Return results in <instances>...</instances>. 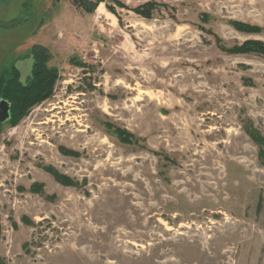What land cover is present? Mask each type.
<instances>
[{
  "label": "rangeland",
  "instance_id": "374dc122",
  "mask_svg": "<svg viewBox=\"0 0 264 264\" xmlns=\"http://www.w3.org/2000/svg\"><path fill=\"white\" fill-rule=\"evenodd\" d=\"M81 1L0 0V79L34 45L60 77L0 130V258L264 264V55L229 52L264 0Z\"/></svg>",
  "mask_w": 264,
  "mask_h": 264
},
{
  "label": "trees",
  "instance_id": "16d2710c",
  "mask_svg": "<svg viewBox=\"0 0 264 264\" xmlns=\"http://www.w3.org/2000/svg\"><path fill=\"white\" fill-rule=\"evenodd\" d=\"M55 1L58 2L60 0ZM114 2L117 3L119 7L126 8V6L119 1L114 0ZM100 4H102V2L94 3L88 0L78 2V5H80L87 13L95 12ZM155 7L156 4L147 3L144 6L136 8L134 11L146 16V18H150V14ZM107 9L111 13L116 14L112 7L107 6ZM232 24L239 32L252 34L260 31L259 28L251 27L242 23L234 22ZM249 51H257L264 55V44L261 42H248L240 47L229 50V52L236 53H246ZM31 58L33 59V67L31 75L26 83L21 82V74L15 67L5 70L1 76L0 102H8L11 105V111L9 121L4 125H0V130L5 125L16 127L34 107L54 96L55 87L60 77L59 71L56 68H50L48 65L50 60L49 51L41 45H34ZM118 135L126 144H131L133 142L132 136L126 132L119 131ZM54 177L59 181L62 179L56 173L54 174ZM261 208L260 202L258 211H261ZM0 264H5L1 258Z\"/></svg>",
  "mask_w": 264,
  "mask_h": 264
},
{
  "label": "water",
  "instance_id": "95a60500",
  "mask_svg": "<svg viewBox=\"0 0 264 264\" xmlns=\"http://www.w3.org/2000/svg\"><path fill=\"white\" fill-rule=\"evenodd\" d=\"M11 105L6 101L0 102V125L6 124L10 119Z\"/></svg>",
  "mask_w": 264,
  "mask_h": 264
},
{
  "label": "bare ground",
  "instance_id": "6f19581e",
  "mask_svg": "<svg viewBox=\"0 0 264 264\" xmlns=\"http://www.w3.org/2000/svg\"><path fill=\"white\" fill-rule=\"evenodd\" d=\"M115 210H116V209H115ZM213 214L215 215V213H213ZM217 214H221V213L219 212V213H217ZM162 225L165 226L164 223H162ZM166 230L169 231L168 228H166Z\"/></svg>",
  "mask_w": 264,
  "mask_h": 264
}]
</instances>
